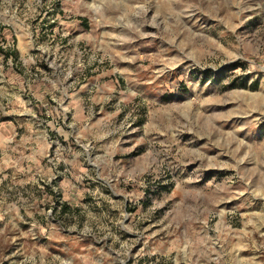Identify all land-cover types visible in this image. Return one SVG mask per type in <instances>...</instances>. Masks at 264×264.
<instances>
[{"label": "rangeland", "instance_id": "1", "mask_svg": "<svg viewBox=\"0 0 264 264\" xmlns=\"http://www.w3.org/2000/svg\"><path fill=\"white\" fill-rule=\"evenodd\" d=\"M0 264H264V0H0Z\"/></svg>", "mask_w": 264, "mask_h": 264}]
</instances>
